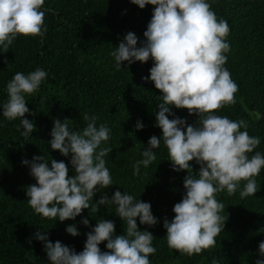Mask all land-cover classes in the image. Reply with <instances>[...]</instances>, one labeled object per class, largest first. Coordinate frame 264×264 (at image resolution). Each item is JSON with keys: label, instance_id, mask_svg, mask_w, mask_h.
Listing matches in <instances>:
<instances>
[{"label": "trees", "instance_id": "16d2710c", "mask_svg": "<svg viewBox=\"0 0 264 264\" xmlns=\"http://www.w3.org/2000/svg\"><path fill=\"white\" fill-rule=\"evenodd\" d=\"M207 2L217 18L225 19L230 26V52L224 67L239 87L236 103L214 114L245 120L249 135L260 139L249 156L257 151L264 154V0ZM41 10H46L45 35L19 36L9 51L0 55V264H50L43 243L35 239L37 230L47 232L53 243L60 241L77 253L83 251L86 234L100 218L115 222V235L126 231V223L116 216L115 205L101 207L98 213L89 208L75 220L60 222L36 214L27 201L26 188L36 181L22 161L31 162L34 156L44 155L48 162L51 158L64 161L72 176L71 156L64 157L50 148V133L54 118L61 122L71 119L72 126L82 130L87 124L85 114L97 116L98 126H108L110 139L102 146L113 149L105 157L113 184L98 191L93 202L105 194L111 198L119 189L151 204L157 225H140L137 218L138 229L156 238L153 246L157 251L149 257L151 264H212L213 260L217 264H255L261 258L259 243L264 241V232L260 231L264 228V168L256 177L261 186L256 195L241 198L243 182L231 196L226 190L217 194V200L225 205V213L221 214L228 215L224 232L218 235L214 247L192 256L169 248L163 227L165 218H174L173 207L185 194L183 181L187 173L173 171L161 141L154 149L156 161L148 168L141 167L139 175L133 174V165L142 159L150 137L162 136V130L155 126V114L163 101L154 84L143 79L150 75L154 63L151 59L130 66L125 62L117 69L111 53L128 32L139 38L137 47L142 45L154 7L140 9L130 0H45ZM37 68L48 76L35 94L25 97L29 111L35 113L25 118L34 122L36 131L24 137L23 128L17 130L19 119L9 121L3 117L2 106L8 99L7 84L14 75H27ZM172 111L188 124H199L200 118L190 116L186 109ZM137 121L143 123V130H136ZM192 167L198 173L195 161ZM84 218L89 219V227L81 223ZM71 225L77 227L79 236L66 232ZM99 247L107 251L106 242Z\"/></svg>", "mask_w": 264, "mask_h": 264}, {"label": "clouds", "instance_id": "9594fccd", "mask_svg": "<svg viewBox=\"0 0 264 264\" xmlns=\"http://www.w3.org/2000/svg\"><path fill=\"white\" fill-rule=\"evenodd\" d=\"M130 2L140 9L154 7L143 34L144 42L137 47L139 38L128 32L111 55L117 69L125 62L130 66L151 59L154 63L150 75L143 79L154 84L163 101L155 114V126L162 130V136L150 137L142 159L133 165V174L139 175L141 167L148 168L156 161L154 149L162 141L173 171L187 173L183 181L185 194L173 207L174 218L163 221L167 244L189 256L201 254L216 245L228 219L227 214H221L225 213V205L217 200V194L226 190L231 196L243 182L241 198L256 195L261 190L256 177L264 168V154L257 151L249 156L260 139L249 135L247 122L214 114L234 105L239 91L224 67L230 52V26L225 19L217 18L207 0ZM44 3L45 0H0V55L7 53L19 36L45 35L46 10H41ZM47 76L41 68L27 75L17 72L7 84L8 99L3 103L2 115L9 121L19 119L17 130L22 127L24 137L36 131L34 122L25 118L35 115L29 111L25 97L35 94ZM173 108L186 109L190 116L195 114L199 124H188L186 119L176 117ZM83 119L86 126L77 130L73 120L65 118L61 122L54 118L50 133V148L64 157L71 156L72 176L64 161L51 158L48 162L44 155L34 156L31 162L22 161L36 181L26 188L27 201L36 214L60 222L75 220L89 208L98 213L101 207L115 205L116 216L126 223V231L115 235V222L100 218L86 234L84 249L79 253L60 241L53 243L47 232L37 230L35 239L43 243L50 264H151L149 257L157 251L153 246L156 238L137 225V218L140 225H157L151 204L119 189L111 198L105 194L93 202L98 191L113 184L105 160L113 149L102 146L110 139L108 126H98L95 115L85 114ZM135 127L139 131L144 125L137 121ZM193 161L199 165L198 173H194ZM81 223L90 226L88 218ZM260 231L264 232V228ZM66 232L72 237L80 235L75 225L68 226ZM105 242L107 251H102L99 246ZM258 249L261 258L255 264H264V241Z\"/></svg>", "mask_w": 264, "mask_h": 264}]
</instances>
